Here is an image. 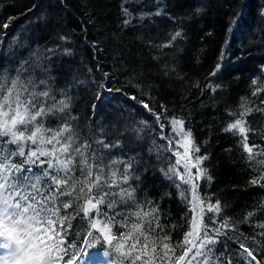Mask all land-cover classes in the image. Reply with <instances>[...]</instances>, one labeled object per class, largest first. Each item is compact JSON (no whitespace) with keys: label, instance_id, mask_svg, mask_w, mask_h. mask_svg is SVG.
Masks as SVG:
<instances>
[{"label":"trees","instance_id":"16d2710c","mask_svg":"<svg viewBox=\"0 0 264 264\" xmlns=\"http://www.w3.org/2000/svg\"><path fill=\"white\" fill-rule=\"evenodd\" d=\"M122 5L128 7L130 16L122 12ZM156 11L161 15H154ZM262 12L264 0H0V71L15 76L21 65L27 69L35 63L37 55L48 56L53 78L50 95L58 101L64 98L61 90L68 89L71 103L66 111L76 117L73 123L79 125L81 135L87 136L92 129L103 126L114 140L118 130L123 151L111 149L112 159L135 156L141 161L134 165V175H139L140 180L129 181L135 189L134 202L118 203L114 210L101 205V211L109 216L113 211L119 213L116 220L120 223L114 225L113 233L128 231L138 222L136 211L148 212L154 207L159 209L160 227L149 216L143 218L142 228L150 241L158 242L157 254L163 255L159 245L163 237H169L167 242L175 247L189 230L190 205L179 195L181 189L160 171L163 164L157 161V152H148L150 147L167 145L161 135L179 139L169 123L176 117L185 122V131H191V139L200 149L194 156L208 155L202 167L207 168L212 179L198 181L199 196L210 197L212 202L219 199L222 215L230 223L236 221L239 231L249 236L257 218L264 217V181L256 185L251 182L259 180L264 172V164L256 163L264 160V155L250 161L241 136L222 129L238 118L242 103L253 107L245 117L248 143L255 146L254 152L264 150V114L255 111L264 109L260 103L264 91L252 95L255 89H264ZM124 19L130 23L124 24ZM4 23H9L7 29ZM177 31L181 36L170 40ZM214 71L216 74L211 75ZM33 76L43 78L38 69ZM253 80L257 83L253 84ZM217 85L213 92L211 89ZM98 91L103 94L102 101L95 99ZM131 96L137 99H129ZM141 100L149 104L152 112L143 108ZM50 103L46 101L45 106ZM93 104L98 107L93 109ZM161 106L167 111L162 113ZM153 113L161 115L159 122ZM62 115L44 117V127L56 129ZM127 137L132 139L124 146ZM75 175L79 178L78 171ZM188 196L191 198L190 192ZM67 199L70 198H60ZM77 203L83 201L74 202L73 207ZM250 211H255V217L240 222ZM71 212L72 209H62L61 215ZM211 215L207 213L205 220ZM80 223V217L72 220V231ZM123 223L126 228L120 227ZM72 239L70 234L69 242ZM143 241L141 235V245ZM180 251L176 248L177 255Z\"/></svg>","mask_w":264,"mask_h":264},{"label":"snow or ice","instance_id":"6c2138e0","mask_svg":"<svg viewBox=\"0 0 264 264\" xmlns=\"http://www.w3.org/2000/svg\"><path fill=\"white\" fill-rule=\"evenodd\" d=\"M121 10L125 16L131 15L128 7L122 5ZM148 15L153 13H144V16ZM154 15L159 16L161 12L156 11ZM123 23L128 24L130 20L124 19ZM3 27L7 29L9 23H4ZM180 36L181 32L177 31L170 40ZM49 63L48 56L41 54L27 69L21 65L15 70V76L0 71V249L4 250L0 254V264H155L156 260H160L161 264H264V222H259L264 217L257 218L253 234L246 236L239 231L236 221L230 223V219L222 215L219 199L212 202L210 197L202 199L199 196L198 181L204 179L210 182L212 179L207 168L202 167L208 155L195 156L193 160L192 153H198L200 149L195 147L191 131H185V122L176 117L171 118L169 123L179 139L174 141L161 135L160 139H166L167 145H156L155 149L150 147L148 152H157V161L163 164L160 171L181 189L179 195L190 205L187 210L192 216L189 230L175 247L167 242L169 237H163L159 241L163 255L157 254L158 242L150 241L142 228L143 218L149 216L157 221L156 227H160L159 209L154 207L148 212L142 209L136 211L134 215L138 222L132 224L128 231L119 235L113 233L114 225L120 223L116 220L119 213L113 211L109 216L101 211V205L114 210L118 203L134 202L135 189L129 181L140 180L139 175H134L137 171L134 165L141 161L135 156L126 160L112 159L111 149L123 151L118 130L114 133V140L109 138L103 126L92 129L87 136L81 135L79 125L73 123L76 117L66 111L71 103L68 89L61 90L64 98L58 101L50 95L53 78ZM219 68L220 65H217L216 71ZM37 69L43 78L33 76ZM216 71L211 75H215ZM252 83L257 82L253 80ZM218 87L211 90L215 92ZM106 91L111 92L112 89L107 88ZM261 91L264 89L257 88L252 95L256 96ZM95 99L102 101L103 94L98 91ZM129 99L136 100L137 97ZM48 100L51 103L45 106ZM139 103L152 112L148 103L143 100ZM260 103L264 104V99ZM92 107L96 109L98 104ZM240 107L242 111L238 118L222 130L238 133L243 150L253 161L256 156L264 155V150L254 152L255 146L248 143L249 129L245 117L253 112V107L244 103ZM165 111L161 106V112ZM255 111L264 114V109L256 108ZM55 113L64 114L60 117V124L56 129L45 128L43 118ZM153 114L159 122L161 115ZM160 128H164L163 123ZM131 139L127 137L124 146ZM105 149L109 152L104 153ZM165 153L171 155L165 156ZM256 163L264 164V160ZM192 168L196 169L194 174ZM77 171L79 178L75 175ZM259 181H264V172L259 180L251 182L256 185ZM182 185L188 187L182 188ZM61 197L70 199L60 200ZM81 200L82 204L77 203L73 207L74 202ZM62 209L65 212L72 209V212L61 215ZM207 213L213 215L205 220ZM76 217H80L81 223L76 231H72V220ZM254 217L255 211H250L240 222ZM120 227L126 228L127 224H120ZM257 228L259 232H255ZM70 234L73 237L71 242L68 240ZM141 235H144L142 245ZM176 248L181 249L178 255Z\"/></svg>","mask_w":264,"mask_h":264},{"label":"rangeland","instance_id":"374dc122","mask_svg":"<svg viewBox=\"0 0 264 264\" xmlns=\"http://www.w3.org/2000/svg\"><path fill=\"white\" fill-rule=\"evenodd\" d=\"M177 128H179V125H177ZM185 143H186V141H185ZM180 151L183 152V149L181 148ZM194 153H195V152H194ZM194 153H192L193 160H194V158H195ZM180 171L183 172V168H182V167L180 168ZM192 172H193V174H194V173L196 172V169H195V168H192ZM198 209H199V205H197V210H198ZM0 242H2V241H0ZM3 251H4V250L0 249V254H2Z\"/></svg>","mask_w":264,"mask_h":264}]
</instances>
